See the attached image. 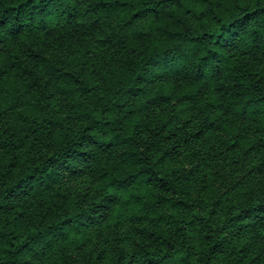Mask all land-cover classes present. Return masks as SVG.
<instances>
[{"label": "trees", "instance_id": "1", "mask_svg": "<svg viewBox=\"0 0 264 264\" xmlns=\"http://www.w3.org/2000/svg\"><path fill=\"white\" fill-rule=\"evenodd\" d=\"M129 216L102 264H264V0H0V264Z\"/></svg>", "mask_w": 264, "mask_h": 264}, {"label": "rangeland", "instance_id": "2", "mask_svg": "<svg viewBox=\"0 0 264 264\" xmlns=\"http://www.w3.org/2000/svg\"><path fill=\"white\" fill-rule=\"evenodd\" d=\"M75 47L70 46H59L55 48H46L43 50L46 57L50 58L52 62H55L62 69H65L69 72L75 73L78 77L82 78L85 75L92 76L95 72L88 68L87 64L78 61L76 58ZM80 55V54H79ZM50 143L48 140H44L42 145H45V149ZM190 147H187L188 151L185 153L186 166L190 167L189 161H197L195 155L197 153L196 149L193 147L191 150ZM45 150H43L44 152ZM203 153L205 150H201ZM206 156L207 154H201ZM199 168V167H198ZM194 172L197 173L198 169L194 168ZM229 168L226 169V174H228ZM238 176H243V170L237 171L231 175L232 178H237ZM244 180H247V176H243ZM219 183H217L218 185ZM221 186V185H220ZM219 186V188H220ZM74 197L69 199L73 200ZM131 219L124 226L120 227L118 234L113 231L111 228L98 227L92 228L89 230V233H86V236L78 241L79 245L75 251L72 252V256L77 259L79 263L83 264H102L105 258L109 254H114L115 257L121 253L124 255V258L130 256L132 251L136 249V243L142 241L144 233L141 231L144 221H140L136 217L129 216ZM84 228H86L84 226ZM112 232V233H109ZM110 237V238H109ZM261 242H259L260 244ZM75 247L76 244H70L69 247ZM104 260H101L103 259ZM33 259H30V263Z\"/></svg>", "mask_w": 264, "mask_h": 264}]
</instances>
